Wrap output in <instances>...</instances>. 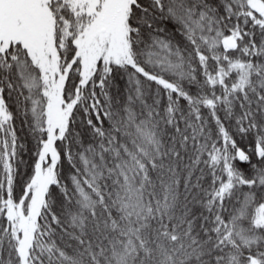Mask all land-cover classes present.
<instances>
[{
  "label": "snow or ice",
  "instance_id": "6c2138e0",
  "mask_svg": "<svg viewBox=\"0 0 264 264\" xmlns=\"http://www.w3.org/2000/svg\"><path fill=\"white\" fill-rule=\"evenodd\" d=\"M0 264H264V0H0Z\"/></svg>",
  "mask_w": 264,
  "mask_h": 264
},
{
  "label": "trees",
  "instance_id": "16d2710c",
  "mask_svg": "<svg viewBox=\"0 0 264 264\" xmlns=\"http://www.w3.org/2000/svg\"><path fill=\"white\" fill-rule=\"evenodd\" d=\"M28 147L31 148V143L28 144ZM25 159H28V157L25 156Z\"/></svg>",
  "mask_w": 264,
  "mask_h": 264
}]
</instances>
